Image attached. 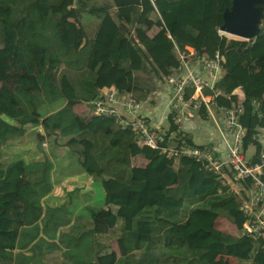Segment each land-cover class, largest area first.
Masks as SVG:
<instances>
[{
  "label": "trees",
  "instance_id": "trees-1",
  "mask_svg": "<svg viewBox=\"0 0 264 264\" xmlns=\"http://www.w3.org/2000/svg\"><path fill=\"white\" fill-rule=\"evenodd\" d=\"M230 1L154 0L162 17L156 20L148 0H0V143L22 131L13 119L38 123L43 131L35 135L37 140L45 135L54 145L67 148L80 168L100 181L105 202L116 204V211L97 209L85 219L86 231L76 232L75 241L69 242L60 233L67 247L80 239L85 240L83 244L93 243L92 264H212L219 253L233 256L235 264H264V238L252 240L215 226V218L223 216L236 231L243 217L237 207L239 195L221 183L219 173L204 161L180 154L173 164V158L159 148L137 144L129 128L120 126L113 116L81 117L70 110L75 101L91 100L100 86L112 83L120 92L144 99L153 88L152 75L168 73L178 65L173 36L180 50L188 45L207 56L219 52L221 72L202 93L211 95L209 108L217 116L236 101L231 91L240 86L244 98L238 121L245 127L241 142L245 149L251 134L264 127V13L250 42L218 33L221 12ZM257 4L264 11V0ZM28 10L38 18L29 17ZM82 11L98 22L93 38L75 52L83 36L78 22ZM36 25L39 38L32 29ZM63 76L65 85L60 84ZM190 90L185 87L183 98ZM40 91L48 105L38 111L33 102ZM251 98L257 106L250 104ZM171 115H167L169 127L159 145H165L176 129ZM193 115L206 121L204 110ZM204 129L214 136L207 124ZM59 135L65 137L60 142ZM251 143L257 152L259 143ZM138 153L146 158L145 167L158 174L160 187L154 190L152 205L144 203V180L132 174L130 158ZM26 166L21 157L4 166L0 160V254L7 258L11 252L4 248L16 245L18 225L38 216L21 191V172ZM18 198H23L20 206ZM12 218L20 222L11 224ZM105 232L123 240V255L116 256L113 250L98 254L101 245L96 239ZM135 250L139 256H134ZM12 264L26 261L18 255Z\"/></svg>",
  "mask_w": 264,
  "mask_h": 264
},
{
  "label": "crops",
  "instance_id": "crops-1",
  "mask_svg": "<svg viewBox=\"0 0 264 264\" xmlns=\"http://www.w3.org/2000/svg\"><path fill=\"white\" fill-rule=\"evenodd\" d=\"M88 1L110 3V0ZM148 1L153 6L151 11L154 18L156 20H162L154 0ZM110 8L113 10V5ZM26 14L31 18H38L39 16L31 10L26 11ZM1 22L0 46L3 44L1 38L3 35ZM78 22L83 36L79 44L73 48L75 52L83 48L82 45L85 41L87 42L93 38L98 19L94 15L82 11L79 14ZM7 26L6 23L5 27ZM32 29L34 33L37 34V38H39V27L36 25V27H32ZM42 31L48 30L42 29ZM186 48H191V46L186 45ZM71 55L75 56L72 53ZM191 63L195 68L200 70L199 64L196 61L192 60L190 66H192ZM62 65L63 62L59 61L58 66ZM219 72H221V68L218 70L217 76ZM138 75L142 76L143 73L139 72ZM151 81L153 88L146 94L144 99L138 98L140 104L136 111L140 115H143L150 123H162V125L168 129L169 123L167 115L174 107L173 103L168 104L171 91L168 83L159 76L153 74ZM60 84H66L64 76L61 78ZM239 89L240 87L236 86L233 90L238 91ZM201 95L211 99L210 94L201 92ZM210 102L211 100L206 103L208 107ZM176 107L180 108V113H182L181 129H177L176 127L175 130L169 133L168 137H172L173 140H168V144H175L179 141L176 140L174 136L175 132H179V134L185 135L190 139V142L194 144L201 143L213 145L216 149L215 154L223 151L224 144L221 142V139L223 140L221 134L222 130H220V126L218 128L215 123L219 114L215 116L210 109H208L213 117L210 118L209 113L204 111L206 121H200L199 115H193V113L194 111L200 113L203 109L198 110V108L193 107L191 104H184L181 106L178 103ZM203 107L206 109L205 106ZM118 109L121 115L130 117V115L122 111L119 106ZM70 110L81 117H87L93 114L91 100L75 101L72 103ZM183 110H188L189 114L184 113ZM12 123L21 127L22 131L18 134L9 135L0 143V160L1 155L4 153L7 155L11 154L12 157L5 163L1 162L3 166L12 159L19 157L24 159L27 166L21 172L22 179L20 182L24 184L21 191L24 199H27L29 202L32 201V203L30 202L33 205L32 209L35 210V213H38V216L32 221H24L18 225L15 238L16 245H14V247L4 248L11 252V257L7 258V255L0 254V264H12L18 255L22 256L26 264H54L60 260H65L68 264H92L93 243L90 244L86 241V243L83 244L85 240L80 239V241L76 242L74 245L67 247L65 243L60 240V233L63 232L64 238L67 237L69 242H71V240L75 241L77 240L76 232L83 231L82 229L86 231L87 229L88 223L85 222V219L90 218V216L101 207H108L112 212H115L117 205L105 202V192L100 181L81 169L75 156L69 153L67 148L64 149L60 145H54L51 141L48 142L45 135H43L38 142L35 141V135L43 131L40 124L34 122L19 123L15 119L12 120ZM206 124L216 137L204 129ZM193 135L196 141L193 140ZM31 136L34 137V141H31ZM182 139L185 138L183 137ZM42 140H45V145L41 148L40 142ZM176 159L177 158H173V164H176ZM42 162L46 163V167H40ZM145 162L146 158L139 153L130 158L133 177L143 179L145 182L144 203L152 205L155 203L154 190L159 188L160 184L157 172L153 169L146 168L144 165ZM228 180L229 177L223 175L222 181L226 182ZM23 198H18L16 204L19 206L22 205ZM17 222L20 221L16 218H12L11 224ZM33 224H36V227H32ZM215 226L221 230L234 234L236 233L235 226L223 216L215 218ZM116 233H118L117 227ZM96 240L101 245L98 254H103L109 250H113L116 256L125 253L123 240L119 236H115V233H101L97 236ZM133 254L134 256H139L140 251L135 250ZM3 255L5 256L1 257ZM235 263L236 260L233 256L219 253L215 256L212 264Z\"/></svg>",
  "mask_w": 264,
  "mask_h": 264
},
{
  "label": "built area",
  "instance_id": "built-area-1",
  "mask_svg": "<svg viewBox=\"0 0 264 264\" xmlns=\"http://www.w3.org/2000/svg\"><path fill=\"white\" fill-rule=\"evenodd\" d=\"M217 31L224 33L218 28ZM175 54L178 65L168 73L160 74L159 77L168 83L171 91L168 104L173 103L174 106L171 109V119L177 129H181L182 113H180V108L176 107L177 103L181 106L191 104L193 107L199 106L204 111H209L210 108L207 106L205 109L195 93L201 94L203 87L211 86V80L216 78L221 68L220 54L216 50L211 56H207L192 47L183 51L177 46ZM192 60L199 64L200 70L190 66ZM174 69L178 72L175 73ZM185 87L191 89L187 98H183ZM233 89L231 92L235 93L236 101L222 108L215 122L222 130L223 140L219 138L224 144L223 151L217 154H215L216 149L213 145L194 144L185 139H180L175 144L159 145L158 142L163 141L167 127L162 123H150L138 114L136 110L140 100L131 95L129 91L120 92L113 83L98 88V93L91 99L92 113L113 116L120 126L129 128L135 142L139 145L157 147L172 158L183 154L204 161L206 166L219 173L218 179L221 183L228 184L239 195L237 207L243 219L236 228V234L255 240L259 237L264 238V127L256 129L249 138L250 144L242 149L241 142L245 127L238 121V116L243 110L241 102L244 95L241 88L238 91ZM210 100L207 98L206 103ZM250 104L257 106L258 102L251 98ZM118 106L130 117L121 115ZM183 112L189 114L188 110H183ZM253 141L259 143L257 152L251 143ZM40 144L44 146L45 140H42ZM223 175H227L229 180L222 181ZM244 179L248 180L246 185L242 183ZM262 246L264 247V244Z\"/></svg>",
  "mask_w": 264,
  "mask_h": 264
},
{
  "label": "water",
  "instance_id": "water-1",
  "mask_svg": "<svg viewBox=\"0 0 264 264\" xmlns=\"http://www.w3.org/2000/svg\"><path fill=\"white\" fill-rule=\"evenodd\" d=\"M262 0H231L230 5L221 12V22L218 29L246 39L248 42L259 30L257 20L262 12ZM250 37V38H244Z\"/></svg>",
  "mask_w": 264,
  "mask_h": 264
},
{
  "label": "rangeland",
  "instance_id": "rangeland-1",
  "mask_svg": "<svg viewBox=\"0 0 264 264\" xmlns=\"http://www.w3.org/2000/svg\"><path fill=\"white\" fill-rule=\"evenodd\" d=\"M150 13H151V16L153 15V13H152V11H150ZM262 13H264V11L262 10V12L260 13V15H259V17H258V20H257V26L260 28V26H261V24H262ZM154 16V15H153ZM82 26H83V22H82ZM227 36H230V37H237V38H241V37H239V36H236V35H233V34H230V33H226V32H224ZM59 67H61V66H59ZM1 82V81H0ZM43 98V99H42ZM46 99H47V97L46 96H44L43 95V93L40 91V93L38 94V96L35 98V100H34V104H35V110H42V108L46 105H48V103H47V101H46ZM55 100V99H54ZM54 102V101H53ZM29 109H27L28 111H29V113L31 112V109H30V107H28ZM196 108H198V110H201V107H199V106H197ZM170 110V109H169ZM174 136H175V139L176 140H180V139H182L183 138V136H185V135H181V134H179L178 132H175L174 133ZM65 137L64 136H58L57 137V139L59 140L58 142H60V141H62L63 139H64ZM31 141H34V137L33 136H31ZM170 139H172L173 140V138L172 137H168V140H170ZM47 140H48V142L50 141V138H47ZM193 140L194 141H196L195 140V137H194V135H193ZM35 141H39V140H37L36 139V136H35ZM169 142V141H168ZM195 143H197V142H195ZM198 144H201V143H198ZM40 147L42 148V145L40 144ZM60 148V147H59ZM64 149H65V147H63ZM39 151H41V150H39ZM11 154H6V153H4V154H2L1 155V162L2 163H5L7 160H9V159H11Z\"/></svg>",
  "mask_w": 264,
  "mask_h": 264
},
{
  "label": "bare ground",
  "instance_id": "bare-ground-1",
  "mask_svg": "<svg viewBox=\"0 0 264 264\" xmlns=\"http://www.w3.org/2000/svg\"><path fill=\"white\" fill-rule=\"evenodd\" d=\"M244 38H247V39H248V38H250V37H244ZM171 40H172L173 48H174V52H175L176 45H175V43H174V41H173L172 38H171ZM195 95H196V97L202 102L203 106H205L206 109H207V105H206V99H207V97L202 96V95L199 94L198 92H196ZM208 113H209V117L212 118V116H211V114H210L209 111H208ZM214 122H215V121H214ZM217 127H218V126H217ZM219 131H220V130H219ZM220 133H221V132H220Z\"/></svg>",
  "mask_w": 264,
  "mask_h": 264
}]
</instances>
